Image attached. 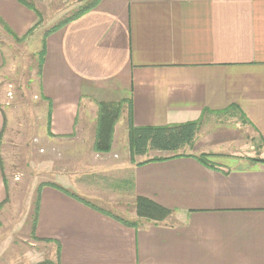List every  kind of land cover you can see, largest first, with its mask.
Listing matches in <instances>:
<instances>
[{
    "label": "crops",
    "instance_id": "0c3cea01",
    "mask_svg": "<svg viewBox=\"0 0 264 264\" xmlns=\"http://www.w3.org/2000/svg\"><path fill=\"white\" fill-rule=\"evenodd\" d=\"M37 19L19 0H0V230L28 228L47 246L46 259L28 264H264V0H100L55 31L33 80L27 38ZM34 81L39 136L25 110L10 109ZM100 102L121 104L104 153L94 151ZM129 120L196 121L199 133L184 156L132 161ZM118 141L123 195L165 208L163 220L132 208L126 221L71 192L78 148L91 149L85 165L96 169L111 153L119 164ZM66 147L76 153L65 157Z\"/></svg>",
    "mask_w": 264,
    "mask_h": 264
},
{
    "label": "rangeland",
    "instance_id": "374dc122",
    "mask_svg": "<svg viewBox=\"0 0 264 264\" xmlns=\"http://www.w3.org/2000/svg\"><path fill=\"white\" fill-rule=\"evenodd\" d=\"M26 1L29 2L35 8L37 13H39L36 25L29 32V34L32 33L31 37H26L28 40L27 43H29V46H31V50L33 52L31 68L32 71L26 70V72H33V80H35V78L40 73L39 63L41 61L39 60V53L42 50L43 42L45 43L46 50L49 41L58 36L57 32L55 33L54 31L52 33H49V31L52 28L63 24L64 21L70 19L79 10L85 8L91 3H94V0ZM21 41L24 43L23 40ZM29 46L27 47V50L29 49ZM28 65L29 63H27V69ZM23 73L24 71L22 72V74ZM35 84L36 82L34 81L32 95L35 97L29 95L28 93L26 94V96L24 95V93L20 92H18L16 95L13 94L12 96H14V98L11 99L10 109L15 107L16 112H24L25 110L27 113L26 119H32L37 124V129H34V135L39 136L40 134H44L46 132V119L44 116L31 117L30 115L33 111L35 112L36 106L40 107V105H43L42 100L40 98L41 93L39 89L36 88ZM84 103L85 101L82 102L81 107L84 105ZM122 125L123 124H121L120 126ZM198 133L196 135H198ZM119 135H122L121 131H119ZM122 139V144H124L125 134H123ZM120 143L118 141L119 146H117L114 150V152H119L120 158L119 160L117 159L119 164H112V162L115 160L112 159L111 153V162H107L105 166H98L96 168L97 170L95 168L92 169V167L86 168L85 165V163L87 164V166L91 165L89 164V160L87 158L88 156L94 157V154H91V149L87 147L78 148L79 154H74V156H79L78 162L80 163V165L76 164L77 166L75 169V174L73 173L74 175H76V179L74 180V184H72L73 186H71V192L76 193V190L77 192L78 190H80L79 197L85 200L86 202L92 204L97 208H102L104 210L109 211L110 213H113L114 215L122 217V219H125L126 221H133L134 217L130 216V214L131 211H133L132 208L135 209V202H132L123 195L124 190L128 188V186H126L125 188V184L121 182V180H123L122 178L126 176V172L123 170L121 164H126L128 161L125 149H123V147L120 149ZM71 149L67 147L64 149L66 153L65 157L67 155L72 157L73 153H76L75 151L72 152ZM161 154L165 153L159 152V155ZM50 156L52 155L50 154ZM154 156V152L149 151L148 154L144 156L135 157V161L146 160ZM71 171L73 172V170ZM67 174H70L69 171ZM78 177L82 180L81 182H79V184L78 182H76ZM120 194H122L123 196H120ZM0 243L2 245L0 264H28L31 261H42L48 256L47 246L39 240H34V238H32V235L28 233V228L26 232L22 229L19 232L16 231L14 228H2L0 230Z\"/></svg>",
    "mask_w": 264,
    "mask_h": 264
},
{
    "label": "trees",
    "instance_id": "16d2710c",
    "mask_svg": "<svg viewBox=\"0 0 264 264\" xmlns=\"http://www.w3.org/2000/svg\"><path fill=\"white\" fill-rule=\"evenodd\" d=\"M100 0H94V3L86 6L85 8L79 10L75 13L70 19L64 21L63 24L52 28L49 33H52L56 30L61 29L69 22L81 17L86 12L90 11ZM19 2L32 9L36 15L39 13L36 12L35 8L26 0H19ZM37 23V22H36ZM36 25V24H35ZM34 25V26H35ZM45 54V43L43 42L42 50L39 53V63L40 71L42 67V60ZM121 113V104L119 102H100L98 104V115H97V128L95 134L94 142V151L97 153L108 152L111 147L112 141V132L115 123L120 117ZM50 115V112H49ZM48 115V123L50 116ZM199 129V123L186 122L181 124H170L164 126H142L134 127L130 120L128 123V148L130 154V160L134 161L135 157L144 156L148 154L149 151H158L170 153L169 157H152L147 161H161L175 156H184L183 153H179L186 147H191L196 136V133ZM208 154H200L197 156L198 161L204 166H209L207 162ZM211 167V166H210ZM52 187L62 190L64 193H68L66 190L52 185ZM69 194V193H68ZM73 196V195H72ZM74 197V196H73ZM84 204L100 210L99 208L93 206L92 204L86 202L82 198H78ZM39 204V196H36L34 202V213L37 215ZM101 211V210H100ZM135 213L138 218L160 221L166 218L169 215V211L165 208L159 206L153 201L144 198L136 197L135 199ZM126 225H130L128 222H124Z\"/></svg>",
    "mask_w": 264,
    "mask_h": 264
}]
</instances>
